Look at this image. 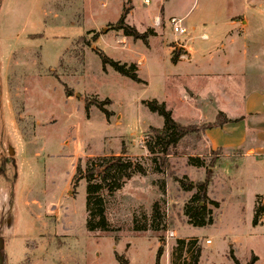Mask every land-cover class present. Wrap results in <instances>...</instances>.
Returning <instances> with one entry per match:
<instances>
[{"label": "rangeland", "instance_id": "374dc122", "mask_svg": "<svg viewBox=\"0 0 264 264\" xmlns=\"http://www.w3.org/2000/svg\"><path fill=\"white\" fill-rule=\"evenodd\" d=\"M149 1H0L2 264H120L115 253L127 264H155L160 246L159 264H185L178 241H194L198 264H234L231 254L239 264H264V215L253 224L255 202L264 203V162L255 169L258 157H244L245 147L211 149L200 130L220 111L233 114L229 101L264 91V0ZM123 9L146 43L113 29ZM94 49L135 65L141 82L103 66ZM174 52L181 64L171 62ZM86 100L108 101L111 115L85 108ZM151 101L194 130L161 171L144 148L149 128L163 125L143 104ZM122 153L146 173L111 196L100 192L111 231L88 232L86 182L73 185L76 167ZM207 170L212 224L196 228L183 212L192 192L174 178L195 183ZM155 203L164 229L152 222Z\"/></svg>", "mask_w": 264, "mask_h": 264}, {"label": "trees", "instance_id": "16d2710c", "mask_svg": "<svg viewBox=\"0 0 264 264\" xmlns=\"http://www.w3.org/2000/svg\"><path fill=\"white\" fill-rule=\"evenodd\" d=\"M127 16V10L123 9L119 19L115 23L113 29L120 31L123 37L131 38L136 41L139 40L146 43L148 35L147 33H138L133 27L125 23ZM95 53L100 57L103 66L108 65L119 75L126 77L133 82L140 83V79L136 74L135 65L119 64L118 62L108 59L101 51L95 50ZM179 59L177 53L174 52L172 56L173 64H176ZM67 95L71 96L69 90L66 91ZM105 102H98L95 100L84 101L85 108L89 106L97 107L100 112L107 119L111 114L104 109ZM149 111L157 113L163 121L161 128H149L144 143V148L152 156V160L157 163V170L161 171L165 165L167 157L175 150L184 138L194 132L192 127L183 126L173 120L172 115L166 110L164 104H158L155 101L143 102ZM240 119L229 120L225 117L222 112H218L213 122L201 127L202 132H206L212 129H220L226 123L237 122ZM197 135V138H200ZM190 164L193 166H201L202 163L198 158H190ZM146 170L139 163L130 161L126 158L125 154L122 153L118 156H108L102 158H96L90 160L85 171L80 169V166L76 167L75 174L73 176V185L75 186L79 181L84 180L85 185V209H86V221L85 227L88 232H110L104 215V200L100 195V192L105 191L108 196L121 190L124 185L130 181L136 174L145 175ZM174 182L177 183L179 189L185 192H192L191 197L187 200L184 205V216L187 222L196 228H204L212 224L211 212L207 209L208 198V187L211 182V173L209 170L205 173L202 181L191 182L186 178H174ZM214 204L215 203H211ZM254 218L253 224L259 223L260 218L264 215V203L255 202L254 205ZM152 222L155 223L156 228L161 227L164 229L162 224V215L158 208V204L153 205L152 211ZM139 230V229H136ZM187 247L189 253L188 261L185 264H198L200 259V248L194 247V241L185 243L184 241L177 242V248ZM162 254V247L157 249L155 264H159V258ZM115 259L120 264H127L121 256L116 253ZM234 264H239L231 254ZM256 262L255 257L246 264H254Z\"/></svg>", "mask_w": 264, "mask_h": 264}, {"label": "crops", "instance_id": "0c3cea01", "mask_svg": "<svg viewBox=\"0 0 264 264\" xmlns=\"http://www.w3.org/2000/svg\"><path fill=\"white\" fill-rule=\"evenodd\" d=\"M33 1L38 5H44L55 0ZM41 11L43 10L41 9ZM180 58L175 65L182 63ZM230 74L225 75L231 77ZM225 75L218 74L216 76L220 78V76L224 77ZM228 106L233 108L231 109L233 114L220 112L225 114L229 120H240L226 123L220 129H212L205 132L203 136L204 141L211 149L218 148L223 152L234 151L245 147L244 149L247 152L243 154L244 157H247L249 153H255V157H258L257 161L254 162L257 164L255 169H259L261 163L263 164L264 162V91H250L242 98L241 102L229 101Z\"/></svg>", "mask_w": 264, "mask_h": 264}, {"label": "built area", "instance_id": "2783aa9c", "mask_svg": "<svg viewBox=\"0 0 264 264\" xmlns=\"http://www.w3.org/2000/svg\"><path fill=\"white\" fill-rule=\"evenodd\" d=\"M142 2H143V4L148 5L150 1L149 0H142ZM180 22H181V20H179V19H175V18H171L170 19V24L173 27V32L174 33L183 34L185 32L184 28L180 25ZM168 237L172 238L173 237V233L172 232L168 233ZM208 243H209V241H207V244Z\"/></svg>", "mask_w": 264, "mask_h": 264}, {"label": "water", "instance_id": "95a60500", "mask_svg": "<svg viewBox=\"0 0 264 264\" xmlns=\"http://www.w3.org/2000/svg\"><path fill=\"white\" fill-rule=\"evenodd\" d=\"M0 264H2V258L0 257Z\"/></svg>", "mask_w": 264, "mask_h": 264}]
</instances>
